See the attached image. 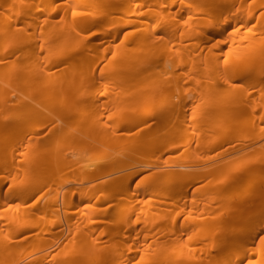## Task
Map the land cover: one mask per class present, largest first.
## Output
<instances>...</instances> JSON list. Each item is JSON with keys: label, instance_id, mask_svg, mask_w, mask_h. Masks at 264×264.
<instances>
[{"label": "bare ground", "instance_id": "bare-ground-1", "mask_svg": "<svg viewBox=\"0 0 264 264\" xmlns=\"http://www.w3.org/2000/svg\"><path fill=\"white\" fill-rule=\"evenodd\" d=\"M192 84L206 89L191 96ZM164 91H171L167 99ZM101 94L118 109L119 120H105L107 103ZM165 102L168 108L159 111ZM213 117L233 122L221 138L230 159L219 164L234 165L233 170L225 177L212 175L206 188L218 187L227 193L226 201L207 216L187 218L174 237L177 229L168 212L190 196L187 181L201 175L196 170L165 169L156 160L176 148L170 142L174 135L190 142L189 121L206 123ZM260 121L264 0H0V201L25 199L44 186L73 180L82 168L78 164L88 160L94 166L81 177L95 182L76 193L57 191L43 213L60 214L102 190L109 193L96 202L120 200L145 172L148 181L135 185L141 188V206L134 205L133 211L158 212L135 238H111L105 246L83 231L109 221L105 218L112 216L110 208L95 206L75 222L67 218L62 230H77L81 237L66 248L59 247L65 234L58 240L39 237L26 244L14 237L39 225L15 223L8 231L0 221V262L264 264V162L252 151L245 159L238 154L245 142L256 148L264 138V133H256ZM197 128L202 139L205 127L200 123ZM160 136L165 140L157 141ZM114 140L124 146L151 143L153 154L102 149ZM74 142L91 155L68 157L63 150ZM34 175L38 178L33 182L18 179ZM245 175L254 183L237 188ZM170 186L175 189L165 198L173 201L152 197ZM225 186L229 190L223 192ZM40 200L41 195L27 205L10 206L20 214ZM159 223L168 231H159L158 240L147 244ZM165 234L170 237L159 240ZM28 247L33 253L22 257Z\"/></svg>", "mask_w": 264, "mask_h": 264}, {"label": "rangeland", "instance_id": "rangeland-1", "mask_svg": "<svg viewBox=\"0 0 264 264\" xmlns=\"http://www.w3.org/2000/svg\"><path fill=\"white\" fill-rule=\"evenodd\" d=\"M242 57L247 58V55H241ZM102 89H101V88ZM99 87V94L103 92V85ZM206 89L205 85H190L189 90L191 92V96H197L204 92ZM171 91H164L162 95L165 99L168 98ZM102 95V94H101ZM102 100L107 103V109L105 110V116L108 120L109 117L111 123L115 120H119L120 113L118 109L112 106V103L109 101V97L107 95H102ZM169 103L165 102L159 107V111H164L168 108ZM200 119V118H199ZM78 120V116L71 118L70 121L73 122ZM203 124L205 130L202 134V139H200V129L197 128L199 124ZM233 122H220L217 118L213 117L211 121H207L206 123H202L199 121H189L187 130V135L190 137L189 143L185 142L181 135L176 134L174 138L170 141L174 143L176 148L171 151L165 152L161 156L157 158V165L162 166L165 169H186V170H196L198 175H201V178L197 181L185 180L188 185V190L191 192L190 196L186 199L181 200L180 207L172 206L171 212H168L169 219H173L174 226L177 231L172 234V236L176 237L181 233L182 226L184 222L187 221V218L190 216H196L197 213H200L203 216L209 215V210L217 208L221 203L226 201L227 193H221L222 190L218 189V187L214 186L211 189H206L207 183L212 175H220L221 177H225L227 171L233 170V166L228 167H220L219 164H223L225 161L229 160L230 155L226 154L225 147L221 146L223 136L227 133V130L231 128ZM257 134L264 133V121H260L257 124ZM72 129V128H71ZM221 139V140H220ZM164 141L165 137H157V141ZM219 140V141H218ZM238 139H232L230 141L231 144H234ZM217 141V142H215ZM211 142H215L216 146L210 147L209 144ZM258 145V146H257ZM253 147L251 142H245L242 144V151L238 154L243 156L245 159V154L248 151L254 152V154L259 158L261 162H264V138L262 137L259 142ZM253 147V148H251ZM106 148L107 151L113 154H119L122 152H147L148 154H153L154 147L151 143H133L132 145H120L117 141H109L105 145H102V149ZM255 148V149H254ZM63 152L70 158L76 159L80 155L89 157L92 152L82 151V146L78 142L69 143L65 146ZM237 161L234 162L236 164ZM80 165L81 169H77V174L73 176V180L70 181H59L56 184L47 185L43 188H40L34 194H30L23 199L22 196H16L15 198L8 200L6 202L0 201V221L6 223L5 228L8 231H11L14 228L15 223H28L29 225L37 224L36 230H32V228H27V232L24 234H19L14 237V240H22L26 244H31L38 240L39 237H47L52 239H59L64 234V237L59 241V247H67L77 241L81 235L75 232H69L67 230H62L65 224L67 223V218H71V222H75L80 216L87 214L91 209H94L95 206L99 208H110L112 212V216L109 218H105L109 220L107 222H97L95 224V230L90 231L89 228L84 229L85 236L91 232L92 237H97L102 243L100 246H105L109 244L111 238L114 239H123L124 236L129 235V239L135 238L137 233L141 231V229L146 224L153 223L158 217V212L156 209L148 211V212H140L139 208L133 211V206L137 205L141 206L140 200L142 199L140 196L141 188H135V185L146 183L149 179V172H145L137 176L135 179V185L130 190L129 194H124L122 199L120 200H111V199H103L96 202L98 196L108 194V190L99 191L98 194L92 198L85 199L79 204H72L68 207V209H63L60 214L58 213H43L42 210L47 205L48 198L53 196L57 191H68V192H79L84 190L85 188L90 187L95 181L91 178H83L81 177L83 171L88 172L91 167L94 165L89 164V161L86 160ZM86 177V176H85ZM190 177V176H189ZM188 177V178H189ZM38 177L36 175L30 176L29 178H18L23 179V182H33L36 181ZM181 181H175V184H178ZM245 183L253 184L254 180L248 175L244 176V179L241 183L238 184L237 188ZM30 189V186L24 187V190L27 191ZM139 189V190H138ZM175 187H167L162 188L161 193L158 196H152L158 199H165L168 201H173L172 198H165V194L172 192ZM205 189V190H204ZM223 192L229 190L227 186L224 188ZM23 193V192H21ZM41 195L40 202L30 208L21 209L20 214H17L15 208L12 207L16 203L20 202L22 204H29L36 197ZM26 196V195H25ZM12 205V206H10ZM102 210V209H100ZM68 211V212H67ZM8 215H7V214ZM178 214V216H176ZM4 215V216H3ZM3 216V217H2ZM99 219V218H98ZM121 221V222H120ZM147 221V223H146ZM148 224V225H149ZM163 231L165 233L168 231V228H162L161 223L155 225L150 231V235L148 236L147 244H150L151 241L158 240V232ZM184 237L187 235L183 234ZM170 235L165 234L164 237L159 238V240H165L169 238ZM159 245V244H158ZM32 248L28 247L27 250H24L22 257H27L33 251ZM135 250V247L132 249ZM171 250V249H170ZM48 251V250H46ZM131 251V250H130ZM45 252V251H44ZM16 260H4L1 261L0 264H16ZM69 264H73V261H70Z\"/></svg>", "mask_w": 264, "mask_h": 264}]
</instances>
